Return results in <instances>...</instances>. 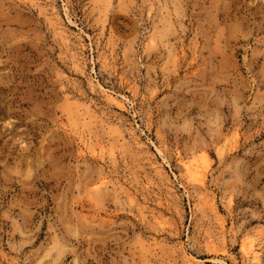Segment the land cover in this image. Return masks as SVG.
I'll list each match as a JSON object with an SVG mask.
<instances>
[{"label":"rangeland","instance_id":"374dc122","mask_svg":"<svg viewBox=\"0 0 264 264\" xmlns=\"http://www.w3.org/2000/svg\"><path fill=\"white\" fill-rule=\"evenodd\" d=\"M0 264H264V0H0Z\"/></svg>","mask_w":264,"mask_h":264},{"label":"bare ground","instance_id":"6f19581e","mask_svg":"<svg viewBox=\"0 0 264 264\" xmlns=\"http://www.w3.org/2000/svg\"><path fill=\"white\" fill-rule=\"evenodd\" d=\"M90 120V119H89ZM99 152V151H98ZM110 152V151H109ZM102 153V152H101ZM202 157V156H201ZM185 172L187 173V175H191V176H194L196 173V168L195 167H193L192 165H187V167H185ZM198 170V169H197ZM195 173V174H194ZM194 174V175H193ZM198 174V173H197ZM199 175V174H198ZM198 176L196 175V178H197ZM195 178V177H194ZM199 178V177H198ZM190 180H192L194 183H195V181L193 180V177L190 179ZM196 181H197V183H199V184H201V182H202V179H196ZM200 187H201V185H200ZM199 199H201V198H199ZM203 201V200H202ZM247 245V244H246ZM246 251H248L247 252V254L248 255H250L251 256V258H252V260L254 261V260H257L258 259V256H257V254L254 252V250L252 249V247H251V245L248 247V248H246L245 249Z\"/></svg>","mask_w":264,"mask_h":264}]
</instances>
